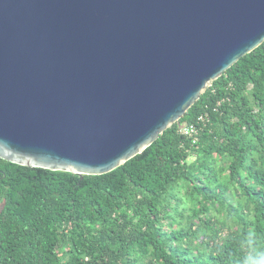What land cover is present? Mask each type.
Listing matches in <instances>:
<instances>
[{
	"label": "water",
	"instance_id": "95a60500",
	"mask_svg": "<svg viewBox=\"0 0 264 264\" xmlns=\"http://www.w3.org/2000/svg\"><path fill=\"white\" fill-rule=\"evenodd\" d=\"M264 43V0H0V158L107 174Z\"/></svg>",
	"mask_w": 264,
	"mask_h": 264
},
{
	"label": "trees",
	"instance_id": "16d2710c",
	"mask_svg": "<svg viewBox=\"0 0 264 264\" xmlns=\"http://www.w3.org/2000/svg\"><path fill=\"white\" fill-rule=\"evenodd\" d=\"M0 264H264V43L107 174L0 158Z\"/></svg>",
	"mask_w": 264,
	"mask_h": 264
},
{
	"label": "built area",
	"instance_id": "2783aa9c",
	"mask_svg": "<svg viewBox=\"0 0 264 264\" xmlns=\"http://www.w3.org/2000/svg\"><path fill=\"white\" fill-rule=\"evenodd\" d=\"M209 120L208 114H202L198 117V122L185 125L181 129V133L185 136H189L194 139V142L198 140V124L199 123H206Z\"/></svg>",
	"mask_w": 264,
	"mask_h": 264
},
{
	"label": "rangeland",
	"instance_id": "374dc122",
	"mask_svg": "<svg viewBox=\"0 0 264 264\" xmlns=\"http://www.w3.org/2000/svg\"><path fill=\"white\" fill-rule=\"evenodd\" d=\"M191 159H193V158H191Z\"/></svg>",
	"mask_w": 264,
	"mask_h": 264
}]
</instances>
